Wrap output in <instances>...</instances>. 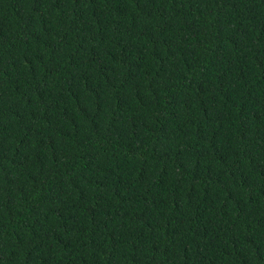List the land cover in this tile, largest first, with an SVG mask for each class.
I'll return each instance as SVG.
<instances>
[{
    "label": "trees",
    "instance_id": "1",
    "mask_svg": "<svg viewBox=\"0 0 264 264\" xmlns=\"http://www.w3.org/2000/svg\"><path fill=\"white\" fill-rule=\"evenodd\" d=\"M0 264H264V0H0Z\"/></svg>",
    "mask_w": 264,
    "mask_h": 264
}]
</instances>
